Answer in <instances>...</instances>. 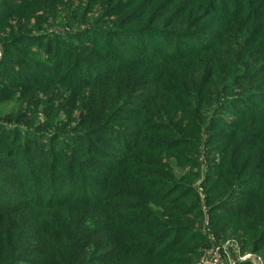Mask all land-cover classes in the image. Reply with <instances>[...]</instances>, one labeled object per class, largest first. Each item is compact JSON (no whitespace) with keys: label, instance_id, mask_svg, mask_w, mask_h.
<instances>
[{"label":"rangeland","instance_id":"obj_1","mask_svg":"<svg viewBox=\"0 0 264 264\" xmlns=\"http://www.w3.org/2000/svg\"><path fill=\"white\" fill-rule=\"evenodd\" d=\"M119 1L129 3V6L133 2L135 6L129 11L125 10L121 13V8L116 10L111 8L113 3ZM201 1L56 0L54 5L45 4L37 10L24 11L21 9L23 4H21L22 6L16 5L14 8L10 7L17 4L15 0H6V3L4 0H0V62L1 60H11L14 54L19 55L22 50L31 53V58L37 57L44 63L45 60L50 61L49 64L55 66V69L59 66L61 69L62 67L66 69L73 62L72 59H69L72 48L75 49L76 46L82 44L79 43L78 38H72V36H78H70L72 32L82 30L81 41L84 39L89 41L91 37L99 38L102 35L100 32L113 30L118 25L116 20L122 16L127 17L128 13L130 16L127 17V20L132 22L121 24L125 26L124 40L139 41L136 27L155 28L146 36V39L163 45L164 52H168V47L164 45L165 39H172L180 31L206 38L204 39L206 42L213 32L219 37L215 43L200 51V54L204 55L197 58L200 60L198 70L194 68L196 64H194L196 62L194 59L187 58L183 61L166 63L158 61L160 64H166L164 66L169 68L168 75L178 76H173L171 80V84L175 85V90L186 88L194 92L192 97L184 94L179 97L172 96L173 99L184 100L187 104L182 103V105H186L177 111L172 110V107L164 111L167 120L163 119L167 123L165 129L169 130L168 134L165 131L156 134L151 130L141 129L138 123L142 119L136 121L135 116L132 115L136 108L131 106L127 107L125 113V116L128 117L124 123L125 128L122 129V123L116 122L114 123L118 127L116 132L110 129L108 133V128L106 133L104 131L97 132L98 136L108 133L105 135L108 168L111 169V166L118 162L119 152H121L124 154V160L129 161L123 167L131 173L134 172L133 174L142 181L144 192L149 194L144 197L143 195L135 197L133 195L135 192L131 190H138L139 187L133 189L128 183L125 184L129 188L128 192H125V196L124 193L118 197H113L115 195L110 194L108 209L111 212V221L114 226L119 222L124 224V220L126 224H130L134 220L133 217L139 216L145 208L156 214H164L166 219L165 223L162 222L161 228L159 227L160 222L156 219H152L151 223L146 222L144 226L135 228V230L117 227L122 233L125 230L130 232L139 243L150 242L151 247L155 246L153 251L164 253L161 257L160 254H155L153 259L151 257L145 260L139 259V261L133 259L126 264H198L201 255L206 250L216 247L223 251L221 264H264V244L256 243L259 237L255 232L262 230L264 226V204L252 202L248 205V209L252 205L249 214L255 216L257 221L246 219L243 216L244 219L239 222V218L233 217L237 214L234 210L236 197L242 191L236 186L237 181H242L251 173L255 160H264V135L259 136L261 145L254 148L256 146L254 143V147L246 152V147L251 141L244 142V139L247 133L253 131V127L242 125L245 114L242 107H246L255 100L261 101L264 99V94L249 92L247 93L248 97H245L246 94L239 95L253 88L251 83L246 81L247 75L243 74L241 69V66L247 65L251 61L245 57L251 56L254 64L257 61L264 62V37H262L264 35V0H253L259 9L248 13V8L245 7L242 15L233 13L228 15L220 12L217 8H213L211 3H208L209 1L213 3L214 0ZM226 18H229L228 22H226ZM163 32L164 35L161 37ZM22 34L28 36L47 34L49 37L60 34V37L64 38L63 41L56 42V46L60 48V58L46 56L39 47L41 41L34 37L24 38ZM236 34H239L241 38L243 34L247 39L251 38L249 44L243 43L242 45L243 55L239 53L241 44L238 45L237 42L240 40L235 37ZM17 36L19 38L14 39ZM141 38L143 39L144 36ZM43 40H46L44 36ZM182 50L185 49H180V53ZM127 51L128 54H124L130 58L149 59L145 55H133L129 49ZM173 54L175 53H171L167 57L172 59ZM208 59H213V62L208 66L207 75L203 80L201 76ZM46 64L48 63L46 62ZM10 66L11 73H14L15 65ZM0 68L3 70L5 66L0 64ZM36 69L31 63L25 64L18 68L19 71L15 70L13 80L5 79L0 74V82H3L2 79L4 80V90L0 93V117H2L0 120L5 119L2 121L5 123L2 132H7L11 136L14 134H22L23 137L26 135L44 136L41 141L47 140L49 144L56 142L59 146L72 144L71 139L74 136L80 133L87 134L85 128L89 125V122L82 121L78 107L79 92L82 89L68 86L71 82L76 85L79 82L76 79L62 80L63 73H59L58 77H55L50 75L49 71L48 74H45L37 72ZM192 69L197 70L198 76ZM26 71L29 73L28 77L22 75ZM194 75L197 78L192 84ZM234 75H237V78L234 79ZM122 77L131 78L132 82L133 73H124L116 77L103 89V94L114 97L123 96L122 99L133 100V103H137L140 87L137 84L131 89V82L127 87V80L121 79ZM263 77L264 72L254 73L251 76L252 86L261 85L260 81ZM28 79H37L41 83L31 84ZM235 80L237 82L243 80L244 83L240 87H235L232 85ZM262 106H259L261 114L264 113V106ZM258 110L255 109L253 112ZM260 116L264 120V114ZM230 125L239 126L240 130L228 129ZM124 132H137V135L131 136L132 139L126 140V144H124L121 137L117 136L118 133ZM231 132H237V134L234 137H228ZM146 136L162 138L157 144L165 146L171 145V141L178 137L184 138V140L180 147L174 143L177 147L173 150L165 146L158 151L147 150L145 143H141L138 148L129 149V145L140 138L141 141L144 140ZM252 136L254 135L251 134V138ZM93 148L97 149L96 146ZM127 150L129 151L126 153ZM111 156L114 158L110 159ZM79 159L91 160L93 157L83 153L79 155ZM95 159L101 160L100 157ZM223 160L227 165L229 161L235 160L237 168L242 166L244 160H249L248 164L250 165L246 166L245 172L239 175L236 181L227 182L226 177L224 180L221 173L218 178L212 177L219 173L220 166L224 163ZM145 162H149V164ZM121 169L116 166L114 176L117 179ZM137 170L141 171L135 173ZM227 170L226 167L224 172H228ZM147 174H155V178L148 177L151 182L166 175L171 179L185 180L193 189L194 194L189 196L188 193H177L178 195L173 196H176L174 200L178 203H193V209H188L190 213L181 217L178 212L173 210L172 206H168L165 200L173 201V197L166 198L164 191L156 190L155 192L151 183L149 184L147 181ZM235 186L237 188L232 189ZM230 189L232 190L229 192ZM220 218H226V221L217 225ZM217 219H220L218 223ZM247 224H252L256 228L253 229L251 225ZM150 225L152 226L150 227ZM139 231H141L140 234ZM251 237L253 238L251 239ZM170 244L173 246L166 249V246H170ZM256 246L259 248L256 249ZM169 251H171L170 254L165 253ZM258 258L262 260H256Z\"/></svg>","mask_w":264,"mask_h":264},{"label":"trees","instance_id":"obj_2","mask_svg":"<svg viewBox=\"0 0 264 264\" xmlns=\"http://www.w3.org/2000/svg\"><path fill=\"white\" fill-rule=\"evenodd\" d=\"M15 1L17 4H13L10 7L14 8L16 5L22 6L21 4H23L24 6L21 9L31 11L43 7L45 4H48V6L54 5L56 0ZM199 1L202 2L201 0ZM4 2L6 3V0ZM221 2L223 3L220 4ZM208 3H211L210 5L213 8L215 7L220 12L228 15H232V13L242 15L245 7L248 8V13L259 9L253 0H246L245 2L242 0H214L213 3L210 1ZM134 6L133 2L129 6V3L119 1L113 3L111 8L115 10L121 8V13H123ZM127 15L130 16V13ZM127 17L118 18L116 20L118 25L113 30H103V32H100L102 35L99 38L90 36L89 41L86 39L81 41L83 38L82 30L72 32L70 36H78H72V38H78L80 40L79 43L82 44L78 47L76 46L75 49L72 48L69 59H72L73 62L66 69L64 67L61 69V66L55 69V66L49 64L50 61L45 60L44 63L37 57L31 58V53L22 50H20L19 55L14 54L13 58L10 57L11 60H1L0 64L4 65L5 69L2 70L0 68V74L5 79L13 80L15 72L19 71L18 68L28 63L33 64V68H37V72L48 74L49 71V74L55 77H58L59 73H63L62 80L76 79L79 84L76 85L71 82L68 86L82 89L79 92L78 107L82 121L89 122V125L85 128L87 134H77L71 139L73 141L72 144L59 146L56 142L49 144L47 140L41 141L44 136L26 135L23 137L22 134L11 136L7 132H2L5 124L2 121L5 119L0 120V123L3 124H0V264H126L133 259L139 261V259L152 258L155 254H160V257L164 254L159 253V251H153L155 246L151 247L152 244L150 242L147 244L139 243L132 237L130 232L126 231L140 228L146 222L151 223L152 219L158 220L161 228L162 222H166L164 214H156L145 208L144 212L139 214V216L133 217L134 220L130 224H126L124 220V224L119 222L114 226L113 221H111V212L108 209L110 207V194L115 195L113 197H118L124 193L125 196V192L129 190L125 186L127 183L133 189L139 187L138 190H131L135 192L133 194L135 197L141 195L144 197V195L148 196L149 194L144 192L142 181L133 174L134 172L131 173L124 168L129 161L124 160V154L121 152H119L120 157L118 162L116 161V165L113 164L111 169L108 168L105 135L109 133L110 129L116 132L118 129L114 124L116 122L122 123V129L125 128L124 123L128 118L125 113L128 106L136 108L132 115L135 116L136 121L142 119L138 123L141 129L151 130L152 133L156 134L165 131L168 134L169 130L165 129L167 123L164 122V119L167 120V118L164 115V111L171 107L172 110L177 111L187 104L184 100L173 99L172 96L179 97V95L184 94L192 97L194 92L186 88L175 90V85L171 84V80L173 76H178L175 74L168 75L169 68L164 66L166 64L160 63L183 61L189 58L196 61L194 62V64L196 63L194 68L198 70V62L200 60H197V58L204 55L200 54V51L202 48L215 43L219 37L213 32L206 42L204 40L206 38H200L190 32L187 34L180 31L172 39H165L164 45L168 47V52H164L162 50L163 45L155 44V42L146 39V36L155 28L144 29L136 27L139 41L124 40V35L126 34L124 33L125 26L121 24L132 22L127 20ZM228 19L226 18V22H228ZM163 35L164 32L161 37ZM43 36L46 40H43ZM141 36H144V38L142 39ZM22 37H34L41 41L39 42L41 43L39 47L46 56H52L55 59L60 58V48L56 46L57 41L64 40L63 37H60V34L51 37L47 34L31 36L22 34ZM235 37L240 40L237 43L238 45L241 44L239 53L243 55L244 49L242 45L243 43L249 44L251 38L247 39L244 34L242 38L239 34H236ZM18 38V36L14 37V39ZM142 40L144 41L143 44ZM128 49L131 50L133 55H145L149 59L137 60L127 55L126 58L125 54H128ZM180 49L185 50L180 53ZM171 53H175L173 56L171 55L172 59L167 57ZM247 58L251 61L247 65L241 66V69L243 74L247 75L245 77L246 81H249L253 88L239 95L246 94L245 97H248L247 93L249 92L264 94V77L260 81L261 85L257 86H252L253 80L251 79V76L257 71L264 72V62H260L261 65L258 61L254 64L251 56H246L245 59ZM212 62L213 59H208L205 63L201 79L205 80V75H207V70L209 69L208 66ZM10 65H15L16 71L14 70V73H11L12 68ZM197 70L194 71L192 69L198 76ZM129 72L133 73L132 82L131 78L122 77L121 79L127 80V87L131 82L130 88H134L138 84L140 95L137 97V103H133V100L122 99L123 96L114 97L103 94V89L110 82L119 75ZM22 75L28 77L29 73L26 71ZM196 75L193 76L192 84L197 78ZM233 78H237V75H234ZM2 81L0 82V93L4 90V80L2 79ZM28 81L31 84L41 83L37 79H28ZM235 81L232 82L235 87H240L244 83L243 80ZM65 84L67 85V82ZM243 91L245 90L243 89ZM257 94L253 95L256 96ZM182 103L186 104L182 105ZM261 105L264 106V99L261 101L255 100L246 107H242L245 110L242 125L253 127V131H250V133L254 135L252 136L253 139L250 133L245 136L244 142L251 141L246 147V152H249L254 147V143L256 145L254 148L261 145L259 136L264 135V120L260 116L264 113L261 114L259 107ZM255 109L259 110L253 112ZM75 117H77V114H75ZM107 128V134L97 135V132L101 131L106 133ZM230 128L235 131L240 130L239 126L230 125L228 129ZM118 134L117 136L121 137L122 143L126 144V140L132 139L131 136L137 135V132ZM236 134L237 132H231L228 137H234ZM140 139L129 145V149L138 148L141 143L146 144L145 149L147 150L155 149V151H158L165 146L164 144H157L162 138L146 136L144 140L141 141ZM183 140L184 138L178 137L171 141V145L167 144L165 147L173 150L177 147L176 144L180 147ZM174 143L176 144L174 145ZM95 146L97 149L94 150L93 147ZM71 151L72 153L70 154ZM83 153L91 155L93 159L80 160L79 155ZM96 157H100L101 160H96ZM113 158L114 156L110 157V159ZM234 161H229L227 165L225 160H223L224 163L220 166L219 173L217 176L212 177L218 178L221 173L223 175L222 178L226 177L227 180H224L227 182L236 181L238 176L245 172L246 166L250 164H248L249 160H244L242 166L237 168ZM255 161L251 173L243 178L242 181H237L236 186L242 191L236 197V208L234 210L237 214L233 217L239 218V222L244 217L257 221L255 216L249 214L252 205L249 209L248 205L252 202L264 204V160ZM145 163L149 164V162ZM116 166L118 169L122 168L118 179L114 176ZM226 167L228 172H224ZM139 171L137 170L135 173ZM148 177L155 178V174H147L148 183H151L155 192L156 190L158 192L164 191L166 198L173 197V201H165L168 206H172L173 210L178 212V215L185 217L184 215L190 213L188 209H193L194 204L178 203L174 200L176 196H173L180 193H188L189 196L194 194L193 189L190 188V185L185 180L171 179L166 175L151 182ZM236 186L232 189H236ZM220 219H217V223ZM225 221L226 218H222L217 225ZM247 225H251L253 229L256 228L252 224ZM117 227L127 229L122 233ZM255 232L259 237L256 243L264 244V226L262 230H256ZM140 233L141 231H139ZM161 237L163 236L161 235ZM172 246V244L170 246L167 245L166 249ZM255 248L258 249L259 247L256 246ZM165 253L170 254L171 251Z\"/></svg>","mask_w":264,"mask_h":264},{"label":"built area","instance_id":"obj_3","mask_svg":"<svg viewBox=\"0 0 264 264\" xmlns=\"http://www.w3.org/2000/svg\"><path fill=\"white\" fill-rule=\"evenodd\" d=\"M222 254L223 251L219 247L206 250L201 255L198 264H221ZM256 260H262V259L258 258Z\"/></svg>","mask_w":264,"mask_h":264}]
</instances>
